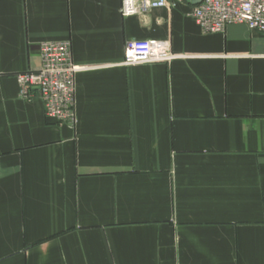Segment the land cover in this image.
Returning a JSON list of instances; mask_svg holds the SVG:
<instances>
[{
	"label": "crops",
	"instance_id": "1",
	"mask_svg": "<svg viewBox=\"0 0 264 264\" xmlns=\"http://www.w3.org/2000/svg\"><path fill=\"white\" fill-rule=\"evenodd\" d=\"M196 0H0V264H264V35L202 34ZM134 41L167 62L124 66ZM70 42L72 127L22 98Z\"/></svg>",
	"mask_w": 264,
	"mask_h": 264
},
{
	"label": "built area",
	"instance_id": "2",
	"mask_svg": "<svg viewBox=\"0 0 264 264\" xmlns=\"http://www.w3.org/2000/svg\"><path fill=\"white\" fill-rule=\"evenodd\" d=\"M181 0H121L123 17L158 8H174ZM202 34H222L227 26L245 25L264 35V0H200L190 14ZM40 68L16 76L22 98L38 97L46 119L58 125H75V74L70 42H47L39 46ZM167 46L159 42L134 41L124 51V66L167 62Z\"/></svg>",
	"mask_w": 264,
	"mask_h": 264
},
{
	"label": "water",
	"instance_id": "3",
	"mask_svg": "<svg viewBox=\"0 0 264 264\" xmlns=\"http://www.w3.org/2000/svg\"><path fill=\"white\" fill-rule=\"evenodd\" d=\"M197 2L196 3H200V0H196Z\"/></svg>",
	"mask_w": 264,
	"mask_h": 264
}]
</instances>
